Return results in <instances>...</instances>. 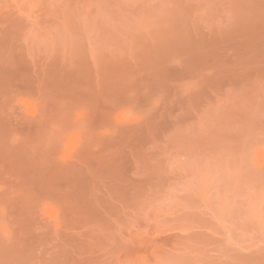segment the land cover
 I'll return each mask as SVG.
<instances>
[{
	"label": "rangeland",
	"instance_id": "obj_1",
	"mask_svg": "<svg viewBox=\"0 0 264 264\" xmlns=\"http://www.w3.org/2000/svg\"><path fill=\"white\" fill-rule=\"evenodd\" d=\"M0 264H264V0H0Z\"/></svg>",
	"mask_w": 264,
	"mask_h": 264
}]
</instances>
